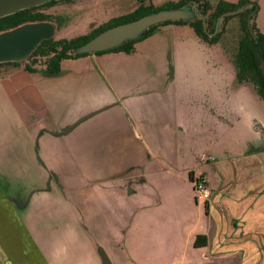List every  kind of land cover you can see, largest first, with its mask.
Wrapping results in <instances>:
<instances>
[{
    "label": "crops",
    "instance_id": "obj_1",
    "mask_svg": "<svg viewBox=\"0 0 264 264\" xmlns=\"http://www.w3.org/2000/svg\"><path fill=\"white\" fill-rule=\"evenodd\" d=\"M215 46L166 24L130 54L67 59L53 77L0 76V264H126L121 245L175 205L176 186L192 202L190 176L211 193L210 224L193 234L206 237L207 264L263 253L264 143L229 159L217 142L214 156L191 150L192 127L255 134L233 55Z\"/></svg>",
    "mask_w": 264,
    "mask_h": 264
},
{
    "label": "rangeland",
    "instance_id": "obj_2",
    "mask_svg": "<svg viewBox=\"0 0 264 264\" xmlns=\"http://www.w3.org/2000/svg\"><path fill=\"white\" fill-rule=\"evenodd\" d=\"M176 2L178 0H147V4L154 6H160L166 2ZM229 3H237L239 0H223ZM256 3L258 12L255 18V24L257 28L264 33V0H248ZM138 5V0H69L62 1L58 4L45 9V12L52 15L53 18L64 19L63 26L58 31L55 39L72 38L80 35H86L93 29L107 22L112 17H117L128 12H131ZM67 19V21H66ZM242 36L239 28V19L234 18L227 24V29L222 36L223 50L227 54H236L238 40ZM215 52L217 54L222 53L227 55L225 51H221V45L215 44ZM230 59V58H229ZM26 61V60H25ZM233 64V62L230 60ZM21 63H24L22 61ZM235 71V80L237 85L242 89L243 97L250 110L254 112V123L256 129L254 130V136H251L247 141L242 140L243 134L239 132V135L235 134L232 137H228L225 134L219 132H213L211 130H205V136L202 133V129L198 130L190 129L191 134V150H201V154L212 155L216 152L214 143H220L223 148V158H232L237 152L249 155L254 151L261 150L263 148L264 139V101L258 96L253 85L246 83H238ZM12 67H4L0 69V76L11 70ZM264 72V65H262ZM193 116V113H192ZM5 122L0 121V139L5 137ZM263 133V134H262ZM216 136V138H215ZM235 137L240 139L239 144L236 146ZM206 138V139H205ZM214 140V141H212ZM232 140V142H231ZM214 146V147H213ZM233 146V147H232ZM214 156V155H212ZM232 156V157H231ZM238 157V155H236ZM235 157V160L238 158ZM227 160V159H226ZM203 159L199 160V162ZM198 162V161H197ZM188 187V186H187ZM176 192H179L178 197L175 199V205L171 201V207L162 208L161 214H158V219H155V224L146 225L140 232L141 236L134 237L133 233L128 235V241L132 248L122 244L121 250L123 257L126 260V264H207L208 259L206 252H201L199 249L194 248L193 244L196 235H193L198 227H203L201 232H204L210 224L209 220L205 216L204 206L202 203H195L193 192L192 202L186 201L184 198V191H188L183 187L176 186ZM197 204L198 207L195 206ZM159 221L158 225L156 223ZM208 225V226H207ZM165 235H168L165 237ZM170 235V236H169ZM138 243L142 245V248H138L142 253L134 256L135 249ZM262 245L264 243L262 242ZM167 248V251L163 252V248ZM161 249V250H160ZM262 254L257 256V259L251 264H264V246H262ZM148 252V253H147ZM152 256V259L150 258ZM244 252L237 255L230 256L226 264H248L245 261Z\"/></svg>",
    "mask_w": 264,
    "mask_h": 264
},
{
    "label": "trees",
    "instance_id": "obj_3",
    "mask_svg": "<svg viewBox=\"0 0 264 264\" xmlns=\"http://www.w3.org/2000/svg\"><path fill=\"white\" fill-rule=\"evenodd\" d=\"M62 1L69 0L50 1L36 7L16 12L12 15L2 17L0 18V32L25 22L43 20L56 21L59 28H61L63 26L64 19L53 18L52 15L45 12V9ZM146 2L147 0H138V5L131 12L110 18L107 22L96 27L86 35H80L72 38H53L44 40L26 59V61H24V63H0V69L4 67H22L25 71L30 73L40 72L42 75L47 77L57 76L60 74L62 61L88 55H74L72 54V50L86 43L100 32L115 25L138 19L146 14L156 12L161 9L182 8L189 3L196 5L198 14L204 17L206 31L203 29V19L200 17L191 22H165L151 27L142 38L126 42L125 44L109 51L130 54L134 51V44L137 41L151 36L159 26L166 24H188L193 29L195 35L202 42L208 45H213L218 43L221 35L218 33L210 36L217 28V22L220 20L222 24H225L232 18V16L225 17L224 15L226 13L245 7L246 9L238 14V16L241 17L242 36L238 41L236 55L233 58V64L236 70L238 83L253 85L258 96L264 101V73L261 68V66L264 65V34L257 30L253 22L258 12L256 3H251L248 0H239L237 3H228L223 0H219L215 5H211L207 0H178L176 2L170 1L163 3L160 6H154L150 3L147 4ZM190 179L193 182L192 176H190ZM204 210L207 212L206 203L204 204ZM206 243L207 241L205 236L197 235L193 246L196 249L204 248Z\"/></svg>",
    "mask_w": 264,
    "mask_h": 264
},
{
    "label": "water",
    "instance_id": "obj_4",
    "mask_svg": "<svg viewBox=\"0 0 264 264\" xmlns=\"http://www.w3.org/2000/svg\"><path fill=\"white\" fill-rule=\"evenodd\" d=\"M50 1L60 0H0V18ZM207 1L211 5H215L219 0ZM243 9H245V7L225 15L235 14ZM199 17L204 20V17L198 14L196 5L190 3L182 8L161 9L100 32L86 43L74 48L72 54L91 55L106 52L126 42L142 38L153 26L165 22H191ZM60 29L56 21L43 20L25 22L13 28L1 31L0 63H21L25 61L44 40L55 39Z\"/></svg>",
    "mask_w": 264,
    "mask_h": 264
},
{
    "label": "built area",
    "instance_id": "obj_5",
    "mask_svg": "<svg viewBox=\"0 0 264 264\" xmlns=\"http://www.w3.org/2000/svg\"><path fill=\"white\" fill-rule=\"evenodd\" d=\"M194 192H195V201L196 203L205 204L210 199V190L207 186L206 179L202 176L196 177L193 179Z\"/></svg>",
    "mask_w": 264,
    "mask_h": 264
},
{
    "label": "flooded vegetation",
    "instance_id": "obj_6",
    "mask_svg": "<svg viewBox=\"0 0 264 264\" xmlns=\"http://www.w3.org/2000/svg\"><path fill=\"white\" fill-rule=\"evenodd\" d=\"M226 2V1H225ZM250 2V1H249ZM229 3V2H228ZM251 3H253V2H251ZM246 9V8H245ZM245 9H243L242 11H244ZM239 10V9H238ZM238 10H236V11H238ZM242 11H240V12H242ZM233 12H235V11H233ZM240 12H238V13H235V14H231V15H224L225 17H227V16H232V18L231 19H229L228 20V22H226L225 24H222V22L219 20L217 23V28L215 29V31L213 32V34H211L210 36H213V35H216V34H221L220 35V38H219V41H218V43L220 42V41H222V36H223V34L225 33V31H226V29H227V24L231 21V20H233L234 18H238L239 19V28H240V31H241V17L240 16H238V14L240 13ZM229 13H231V12H229ZM227 14V13H226ZM256 18V17H255ZM254 24H255V19H254ZM255 26H256V24H255ZM256 28H257V26H256ZM203 29H204V31H206V28H205V20H203ZM257 30L258 31H260L258 28H257ZM261 32V31H260ZM241 33H242V31H241ZM262 33V32H261ZM262 34H264V33H262ZM240 39V38H239ZM239 41V40H238ZM237 51V50H236ZM236 55V54H235ZM234 58V57H233ZM261 68H262V66H261ZM263 71V70H262ZM264 73V72H263Z\"/></svg>",
    "mask_w": 264,
    "mask_h": 264
}]
</instances>
